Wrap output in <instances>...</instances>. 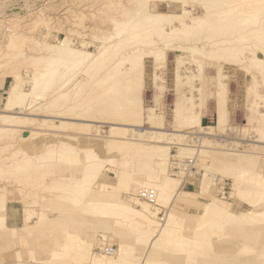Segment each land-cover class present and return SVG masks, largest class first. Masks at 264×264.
<instances>
[{
  "label": "rangeland",
  "instance_id": "1",
  "mask_svg": "<svg viewBox=\"0 0 264 264\" xmlns=\"http://www.w3.org/2000/svg\"><path fill=\"white\" fill-rule=\"evenodd\" d=\"M95 2H99L96 8ZM121 2L125 4L127 0ZM119 3L120 0H0V114L7 112L4 100L14 73L34 71L30 56L40 54L34 46L40 42L55 44L56 38L64 36L91 41L93 35H101L94 26L107 24ZM9 45L13 46L12 51ZM148 63H145L146 79L141 83L140 98L147 107L153 104L154 94H160L161 104L157 103V110L159 114L161 112L162 121L157 125L158 129L143 124L137 128L143 131L137 132L131 130L133 126H126L127 122L113 121L107 115L101 120L103 106L89 111L97 120L94 123L66 120L67 123H51V126L41 122L42 119L49 121L72 116L75 111L65 110L75 106L78 98H71L50 111L37 113L25 109L15 112L31 118L32 123L2 135L1 167L4 158L14 150H20L22 157L25 153L40 154L60 141L73 145L78 154L76 158L43 159L36 172L0 169V264H18L14 262V252H19L24 262L33 263L31 252L34 258L48 260L47 264H71L52 256V251L62 249L68 237L83 238L96 258L108 261L120 257L132 264H264V126L260 135L253 132L255 123L251 122L245 129L242 127L246 123L243 119L248 106L254 102L248 87L250 83L245 82L244 75L253 71L242 70L240 76L226 82L222 99L226 123L222 125H218L216 119L215 70L208 68L200 74L195 84L205 96L195 99V103L202 111V125L209 129L198 134V130L192 129L178 131L173 125L171 109L175 98L171 80L176 64L172 59L167 60L169 77L165 76V66L158 67L156 72L165 79L163 83H156L162 88L156 86L153 90ZM258 90L264 94V87ZM261 106L258 110L263 113ZM85 113L87 111L80 114ZM254 117L258 119L257 115ZM111 121L118 128L108 123ZM157 131L160 133L154 135ZM188 132L196 133L195 140L191 141ZM159 148L162 151L157 150ZM153 150L168 159L165 173L153 165L150 154ZM88 152L97 153L103 160L98 179L92 181L89 191L81 199L92 207L83 203L73 205L63 198L65 194L52 190L55 182H62L63 175L79 176L82 169L79 157ZM188 158H197L189 170H173L172 163ZM145 178L148 181L144 182ZM145 187L157 190L159 206L152 205L154 214L143 210L147 203L138 193ZM94 201L102 205H96ZM6 202H10L8 210ZM130 208L134 211H129ZM94 209L97 213L91 214ZM203 220L218 221L221 228L204 229L195 225L196 221ZM110 245L116 249L113 256L105 255L101 249Z\"/></svg>",
  "mask_w": 264,
  "mask_h": 264
},
{
  "label": "bare ground",
  "instance_id": "2",
  "mask_svg": "<svg viewBox=\"0 0 264 264\" xmlns=\"http://www.w3.org/2000/svg\"><path fill=\"white\" fill-rule=\"evenodd\" d=\"M95 3L94 8L98 7L99 2ZM111 11L113 12L114 8ZM113 13V16L109 15L107 24L97 23L98 25L94 26L99 32L101 31V35H93L92 40L90 38L91 41L85 42L81 37L72 40L70 39L71 36H64L63 38H56L55 44L36 43L37 45L34 47L38 48L40 54L38 53L35 57L28 55L31 66L35 67L34 71L23 70L24 72H16L12 76L13 82L10 84L7 97L4 100V109L7 112L0 114L1 140L5 133L22 128L28 125L27 123H32L31 118L19 115V113L15 114L16 111L31 109L38 113L40 110H51V108L64 105L71 98L79 99L75 106L65 110L75 111L72 116L49 121L42 119L41 122L54 125H61L69 120H75L79 123H94L97 120L94 119L93 112L90 114L89 111L94 107L103 106L100 111L103 115L99 116L100 119L107 115L113 121L127 122L125 125L133 126L131 130L137 132L143 131V129H137L143 124L150 125V129H158L157 125L162 119L161 112L159 114L157 110V106L159 107L157 103L160 102L161 96L154 91L156 94H154L153 104L144 107L140 98L141 83L146 79V70L144 69L147 66L145 67V63L149 62L148 65H151L149 78L152 88L154 87L153 90L157 89L156 86L159 89L162 88L158 84L163 83L165 78L159 76L156 71L158 67L165 66V76L169 77L166 63L170 59L176 64L175 69L172 68L175 72L171 80V91L175 101L171 109V116L174 120L173 125L177 127L178 131L180 129H192L198 130V134H201L209 129V127L202 125V111L195 103V99L198 98L199 100L203 95L205 96V92H202L195 84L204 70L208 68L215 70L216 119L218 125H222L226 123L225 106L222 101L223 94L227 89L226 82L231 77H237L240 71L246 69L253 71L244 76L245 82L250 83L248 87L252 92L254 102L252 101L253 103L248 106V113L243 119L246 123L242 127L245 129V126L255 123L252 126L253 132L256 133L255 135L261 134L264 126V94L258 89L264 87V0H127L125 4L120 0ZM91 16L93 17L92 14ZM85 17L88 18V16ZM101 26L104 27L101 29ZM79 27L81 29L82 26ZM90 48H93V51ZM13 49L11 45L10 50ZM157 81L158 84H156ZM260 106L263 108V113L258 110ZM82 107L83 110H80ZM60 109L62 108L60 107ZM82 111H87V113L82 115L80 114ZM141 112H143V116ZM255 115L258 116V119L254 117ZM104 119L107 121L106 117ZM108 123L114 128H118L116 123L112 121ZM40 125L42 124L40 123ZM121 129L126 130L127 128L122 127ZM159 133L157 131L154 135ZM188 134H191L189 136L191 141L195 140V132H188ZM206 141L203 140L202 142L208 144ZM157 150L162 151L161 148ZM157 150L150 153L153 158V165L156 164L165 173L168 159L166 160L164 156L159 155ZM76 154H78V150L73 145L62 141L40 154L29 155L25 153L22 157L20 150H14L8 158H4L0 169L36 172L38 163L43 159H53L57 156L76 158ZM20 158L22 161H19ZM79 161H82L79 176L63 175L62 182H55L52 190L65 194L63 198L73 205L83 203L85 206L92 207L88 203L81 202V199L89 191L92 181L98 179L99 165L103 163V160L97 153L88 152L79 157ZM176 162L172 165L179 167V169L189 170V168H185L187 165L184 160H177ZM148 178H145L144 182L148 181ZM157 197V203L154 206H159ZM95 204L102 205L100 202H95ZM146 205L143 210L154 214L153 206L148 203ZM129 211L134 210L130 208ZM90 213L96 214L97 210H92ZM195 223L197 227L204 229L221 228V223L215 220L196 221ZM103 237L105 235H102ZM82 239L68 237L66 239L68 242L62 246V249L53 250L52 256L66 263L71 262V264H132L120 257L112 258L110 261L96 258L91 252V246ZM18 253H12L15 257L14 260H16L13 261L18 264L48 263V260L34 258L31 252L30 257L34 259L33 263L24 262ZM114 253L112 255L104 254L113 256ZM27 257L29 258V256ZM9 258L11 257H8V260ZM29 261L32 260L29 259Z\"/></svg>",
  "mask_w": 264,
  "mask_h": 264
},
{
  "label": "built area",
  "instance_id": "3",
  "mask_svg": "<svg viewBox=\"0 0 264 264\" xmlns=\"http://www.w3.org/2000/svg\"><path fill=\"white\" fill-rule=\"evenodd\" d=\"M197 158H190V159H186L184 162L186 163L187 167L185 168H189L193 166V164L196 162ZM175 163H177L175 161ZM173 170H179V167L174 166ZM139 198L143 201H145L146 203L150 204V205H154L156 203V191L153 188L150 187H145V188H141L139 190ZM102 251L107 254V255H112L115 252V248L113 245L110 246H102Z\"/></svg>",
  "mask_w": 264,
  "mask_h": 264
},
{
  "label": "crops",
  "instance_id": "4",
  "mask_svg": "<svg viewBox=\"0 0 264 264\" xmlns=\"http://www.w3.org/2000/svg\"><path fill=\"white\" fill-rule=\"evenodd\" d=\"M10 203V202H6V209L8 210V207H7V204Z\"/></svg>",
  "mask_w": 264,
  "mask_h": 264
}]
</instances>
